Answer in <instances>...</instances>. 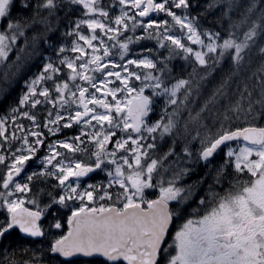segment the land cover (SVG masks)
I'll return each mask as SVG.
<instances>
[{"label":"snow or ice","instance_id":"1","mask_svg":"<svg viewBox=\"0 0 264 264\" xmlns=\"http://www.w3.org/2000/svg\"><path fill=\"white\" fill-rule=\"evenodd\" d=\"M22 56L0 264H264V0H0V64Z\"/></svg>","mask_w":264,"mask_h":264},{"label":"trees","instance_id":"2","mask_svg":"<svg viewBox=\"0 0 264 264\" xmlns=\"http://www.w3.org/2000/svg\"><path fill=\"white\" fill-rule=\"evenodd\" d=\"M201 3L206 2V0H200ZM211 18V17H209ZM64 22H61V27H63ZM59 37V33H53L52 34V39L57 40ZM12 59H14V52L10 53L8 57V61L10 62ZM259 57L255 58V62H258ZM183 62L177 60L174 61V65L176 66L177 69L182 65ZM40 66V58L39 57H31V58H25L24 56L21 57L19 69H17L16 66H13L9 68L7 64H0V89L5 90L3 95L0 96V115L4 114L9 105H12L16 102L18 99L20 93L26 89H24V81L27 80L33 72L37 70V68ZM254 67V65H253ZM192 68L190 65L187 66L186 72H191ZM203 69L202 68H197V73L198 74H203ZM185 73H180V75L186 76ZM5 73L7 74L5 77ZM221 72L218 70L216 73H214L209 80L206 83L201 84V90L199 96H197L196 90H193L192 97L190 99L195 100V103H189L188 107L193 109L195 111L200 107V105L203 103V101L207 98V96L210 94V90L215 85L216 83L219 82ZM246 75V74H243ZM249 87L252 86L254 83L253 81H248ZM230 100H233L236 98V95H238V89L236 83H232L231 88H230ZM258 92L259 89H256L253 92V97L252 99H258ZM161 103V101H159ZM171 110V109H169ZM214 111V110H213ZM182 117L186 118L187 117V112L182 113ZM264 121L258 120L257 124H262ZM194 128L193 125H189L190 131H192ZM194 134V131H193ZM167 163V162H166Z\"/></svg>","mask_w":264,"mask_h":264},{"label":"rangeland","instance_id":"3","mask_svg":"<svg viewBox=\"0 0 264 264\" xmlns=\"http://www.w3.org/2000/svg\"><path fill=\"white\" fill-rule=\"evenodd\" d=\"M149 46H151V45H149ZM158 103H160V102L158 101ZM161 103H162V101H161ZM202 172H203V169L202 168H196L194 171H192V173L190 175H188L187 177L184 178V181L183 182L186 183V184H193V185H195L196 184V181L202 175ZM92 179L93 180H104L105 177H104L103 174H97V175H94L92 177ZM194 191H199L201 195L203 194L202 191H200L199 186H196L194 188ZM195 198H198V197H195Z\"/></svg>","mask_w":264,"mask_h":264}]
</instances>
